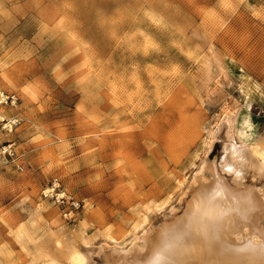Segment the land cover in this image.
I'll use <instances>...</instances> for the list:
<instances>
[{
  "label": "rangeland",
  "instance_id": "1",
  "mask_svg": "<svg viewBox=\"0 0 264 264\" xmlns=\"http://www.w3.org/2000/svg\"><path fill=\"white\" fill-rule=\"evenodd\" d=\"M0 91V264H104L204 162L264 187V0H0Z\"/></svg>",
  "mask_w": 264,
  "mask_h": 264
},
{
  "label": "bare ground",
  "instance_id": "2",
  "mask_svg": "<svg viewBox=\"0 0 264 264\" xmlns=\"http://www.w3.org/2000/svg\"><path fill=\"white\" fill-rule=\"evenodd\" d=\"M244 154H235L236 162L249 166L254 179L263 177L264 154ZM204 163L180 199V213L172 211L128 250L100 247L103 263L264 264V187L245 184L235 162Z\"/></svg>",
  "mask_w": 264,
  "mask_h": 264
},
{
  "label": "built area",
  "instance_id": "3",
  "mask_svg": "<svg viewBox=\"0 0 264 264\" xmlns=\"http://www.w3.org/2000/svg\"><path fill=\"white\" fill-rule=\"evenodd\" d=\"M17 102L18 99L14 95L8 94L4 91H0V104L15 105L17 104ZM16 125H17V120L15 119L9 121V123L7 124V126L9 127H13ZM60 189H61V185L59 181L55 179L50 187L42 191V195H44V197H50L51 199L55 200L57 203L61 205L65 203H70L73 211H78L80 208L79 202L71 200V198L68 197L65 192H61Z\"/></svg>",
  "mask_w": 264,
  "mask_h": 264
}]
</instances>
